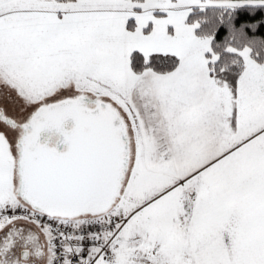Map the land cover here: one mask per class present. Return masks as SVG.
Masks as SVG:
<instances>
[{
  "label": "snow or ice",
  "instance_id": "snow-or-ice-1",
  "mask_svg": "<svg viewBox=\"0 0 264 264\" xmlns=\"http://www.w3.org/2000/svg\"><path fill=\"white\" fill-rule=\"evenodd\" d=\"M0 264H264V0H0Z\"/></svg>",
  "mask_w": 264,
  "mask_h": 264
}]
</instances>
